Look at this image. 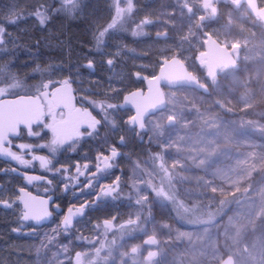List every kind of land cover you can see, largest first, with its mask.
<instances>
[{"label": "rangeland", "instance_id": "obj_1", "mask_svg": "<svg viewBox=\"0 0 264 264\" xmlns=\"http://www.w3.org/2000/svg\"><path fill=\"white\" fill-rule=\"evenodd\" d=\"M36 2L0 0V20L10 17V9L14 15ZM111 3L84 0L78 15L65 17L64 26L54 19L45 32L31 16L24 18L8 29L10 46L0 49V65L13 57L17 72L31 70L33 61L44 56L56 70L47 77L64 79L71 72L81 97L122 89L116 100L122 103L125 92L142 86L163 58L178 55L209 92L166 86V107L148 117L144 132L120 120L132 115L130 109L120 112L119 130L102 129L101 136L107 135L109 144L123 136L121 155L98 180L109 184L119 177L121 192L128 189L129 194L96 202L67 232L60 214L43 226L29 227L28 239L0 243V264H67L69 258L75 264L76 252L95 259L101 241L108 245L100 251L106 258L101 264H220L227 255L233 260L226 264H264V22L236 0H132L131 13L125 12L105 39L107 47L96 51L90 42L97 26L111 22ZM120 6L127 8L128 0H120ZM209 34L228 45L238 60L214 77L198 58ZM28 38L33 45L43 43L42 48L38 44L39 59ZM12 49L17 52H8L3 61ZM109 58L113 67L106 63ZM88 60L94 69L83 67ZM136 72L140 79L134 78ZM35 138L33 143H41ZM39 150L36 154L48 155ZM100 150V139L89 137L75 151L61 149L53 163L68 167L72 175L77 162L81 170L87 162L95 171ZM52 179L64 186L59 175ZM98 192L68 190L63 210L85 200L92 204ZM114 216L113 231L94 228Z\"/></svg>", "mask_w": 264, "mask_h": 264}, {"label": "snow or ice", "instance_id": "obj_2", "mask_svg": "<svg viewBox=\"0 0 264 264\" xmlns=\"http://www.w3.org/2000/svg\"><path fill=\"white\" fill-rule=\"evenodd\" d=\"M132 0H128V7L120 6V0H112L110 12L114 9V15L111 16L110 23L107 26H97L93 33L95 47L100 50L107 47L105 37L110 34L111 30L117 28L123 18L125 12L131 13ZM82 11V0H54V3H47L46 0H37L31 6L28 13L36 23L42 28L51 19L53 14H63L65 16H76ZM14 13V8L9 10V15ZM24 18L21 14L16 13L15 18H10L6 22L10 24L16 23L19 19ZM147 21H145L146 23ZM134 36L139 33L133 31ZM8 33L4 26V22H0V49L6 50L9 40L6 39ZM103 54V53H102ZM111 55V54H108ZM106 63L113 67L115 61L113 58L107 59ZM84 68L94 69V62L88 60ZM12 63L0 65V157L15 161L17 164L25 168L33 167L34 162L39 163L42 170L53 173V175H61L64 180V190L77 186L87 187L88 189L99 188L96 195V201L92 204H82L79 208L69 207L67 214L63 216L61 221L62 231L67 232L73 226L74 217L85 215V210L91 208L96 202L104 198L117 199L121 196V185L119 177L109 184H100L98 177L107 173L114 167V162L121 155L119 147L124 144V137L121 136L117 142L109 144L107 135L101 136V130L107 129L112 133L118 131L117 117L118 114L125 110L128 104H132V95H125L122 103L116 100L120 96L122 89H110L111 94H104L99 100H89L87 95L80 97L81 106L77 107V97L74 94L79 89H73V84L77 83L73 74L70 72L68 77L61 80H52L47 78L46 82L42 80L39 84L31 85L29 91L20 95L18 90L23 88L26 81L18 78L17 74L12 72ZM77 71L75 76H79ZM135 79H140V72L134 74ZM147 79V77H144ZM94 95H100L96 93ZM13 96L14 99H7ZM87 105V106H84ZM91 109V110H90ZM95 113V114H94ZM120 120L129 128L138 126L143 128V122L136 114L131 116L119 117ZM50 133V139L44 143L34 144L25 142L26 138H43L42 133ZM84 137H95L101 141V150L95 157V171H92L89 163L83 164V170L79 162L75 165V174H70L68 167L56 168L53 161L58 152L75 151L76 145ZM20 140L21 142H17ZM36 149H47L48 155L36 154ZM30 157V159H26ZM3 171H17L16 169ZM85 184L81 185L80 177L85 176ZM23 179L28 184L34 181H45L44 176H34L23 174ZM48 185L52 184V180H46ZM158 195L160 193H157ZM52 197L47 199L33 196L27 192L24 187H20L15 192L9 193L3 187H0V206L11 209L14 206H20V220L22 222H34L35 226H41L48 221L53 212L49 210V204ZM137 204L140 201H136ZM59 206L56 205V208ZM117 217L104 219L102 224L97 223L94 228L107 234L114 230V224ZM13 231H18L13 229ZM55 231V230H54ZM100 231H98V234ZM47 235V234H45ZM156 243V241H151ZM51 243V240H49ZM101 249L107 248V244L101 241ZM101 249H97L96 258H90L87 252L75 253V264H101V260L106 258L100 257ZM67 252V248L64 249ZM135 251V249H133ZM67 264H73L71 258Z\"/></svg>", "mask_w": 264, "mask_h": 264}, {"label": "water", "instance_id": "obj_3", "mask_svg": "<svg viewBox=\"0 0 264 264\" xmlns=\"http://www.w3.org/2000/svg\"><path fill=\"white\" fill-rule=\"evenodd\" d=\"M238 3H247L250 9V12L253 16H259L264 22V7L258 8V0H236ZM201 63L206 67L207 75L214 77L218 74L219 70L222 68H232L238 64V60L235 55L232 53L231 48L228 45H225L222 41L218 40L213 35L209 34L205 42V49L202 50L198 55ZM147 79L143 80V86L133 88L123 95H128L129 93L133 94L131 99L132 104H128L126 108L132 111V115L136 114L140 120L143 122V128L136 126L139 130L146 128V120L151 115L157 113L158 111L163 110L166 107V94L165 87H179V86H188L195 88L197 90L203 91L204 93L209 92V86L204 83L190 68L187 63L180 58L178 55H174L169 58H163L153 75L146 76ZM74 89V86H73ZM24 95L26 93H19ZM76 95V93H74ZM15 97L9 96L7 99H14ZM122 98V102H123ZM20 174L30 173L17 170ZM24 187L27 192H30L33 196L47 199L49 196L52 197V200L49 204V210L53 212V216L45 221L41 226L49 223L55 215L54 209L52 208L53 203L55 202L56 196L54 194L44 195L36 193L30 190L26 186ZM90 202L86 201L82 204ZM82 204L76 206H70L72 208H79ZM56 209V206H55ZM69 207L64 210V214H67ZM87 210V209H86ZM85 210V211H86ZM80 217H74L73 224ZM63 219V217H62ZM31 222V221H28ZM34 224V222H33ZM40 227V226H38ZM233 260L232 255H227L220 264H226L227 262ZM232 264L233 261H232Z\"/></svg>", "mask_w": 264, "mask_h": 264}, {"label": "trees", "instance_id": "obj_4", "mask_svg": "<svg viewBox=\"0 0 264 264\" xmlns=\"http://www.w3.org/2000/svg\"><path fill=\"white\" fill-rule=\"evenodd\" d=\"M82 1H84V0H82ZM46 2L51 4V3H54V0H46ZM30 11H31V9L24 7L23 10H20V12H18V13L21 14L24 18H27V17H29L28 13ZM65 17H74V16H65L63 14H53L50 21L44 27L41 28L39 26V28L43 29L45 32L46 26L51 25V23L54 21V19H55V21L57 20L58 22H62V24L64 26ZM10 18L14 19L15 14L10 16V17H7L6 19L0 20V22H4V26L6 27L7 31H8V29L12 30L16 25H18L24 19V18L19 19L16 24L15 23L10 24V23L6 22ZM105 39H107V36L105 37ZM26 43H28V45L29 44H31V45L35 44V43H33V39H30V38H28V41H26ZM36 43H37L36 45H33L35 48L32 47L31 50H32V54L34 55V57L38 58V55H36V54H38V51H40L38 49V46L40 45V47L42 48L43 43L41 41H36ZM90 43H91V46L94 48V50L100 51V52L103 51L101 49L100 50L96 49L94 39H92V41ZM8 45L10 46V44H7V46ZM8 52L9 53L10 52H17V49H12L10 51H7L6 57L5 56L2 57V59H4L3 61H6L7 58L10 57ZM1 53H2V51H1ZM23 56H24V54H23ZM41 56H42V54H41ZM12 58L13 57L9 58L10 62H13V61H11ZM39 58H38L39 60L33 61L34 63H32L33 65L31 67V70L30 69L29 70H22L20 72L19 71L17 72L19 66L18 65L15 66L14 62H13V64H12L13 73L17 74V76L20 80L26 81L24 87L18 90L19 93H27L29 91V87L31 85L39 84L42 80L46 81L47 78H49L47 76L51 75L50 73L56 71L55 69H51L53 67V65H51V63L53 61H47L44 58V56L39 57ZM36 62L38 63V65L36 64ZM58 64H62V63H58ZM73 65H74V63L71 61V66H73ZM57 66H59V65H57ZM66 70H68V73H69V71H71L72 69L70 70L69 66H67ZM46 74H48V75H46ZM55 79L61 80L60 78L59 79L55 78ZM86 95H87L89 100H93V99L99 100L103 97L102 95H94V94H86ZM82 96H85V95H82ZM116 102L119 103V101H116ZM144 130L145 129L141 130V132H144ZM87 139H89V137H84L83 139H81L78 142V145H82L84 143V141ZM39 140H41L40 141L41 143L46 142L45 139L42 140V138H40ZM29 142L33 143L32 141H29ZM37 143L38 142H36L34 144H37ZM39 151H44V149H40ZM156 160L157 159L153 160L154 167H156L157 162H159L158 160H157V162H155ZM157 167H159V166H157ZM11 169H16V170H20L23 172H29V173L32 170L31 174L33 172H36L37 176H44L46 179L49 178L50 180H53L52 177L55 176L51 172L42 170L39 167L38 162H34V166L29 167V168H25L22 165L14 163L11 165ZM3 170H7V168H6V164L4 162H1V164H0V187H3L9 193L15 192L17 190V187L20 185L27 186L33 191L42 192L41 189L36 187L35 183L34 184H28L27 181L23 180L21 177V176H23V174L18 173V171H13L14 172L13 173L10 171H3ZM59 176L64 180V178L61 175H59ZM85 181H86L85 177H83V176L80 177L81 185L85 184ZM64 183H65V180H64ZM37 186H39V185H37ZM46 186H47V184H46ZM52 186L53 187H49L50 189L48 191H52L54 189V191L58 194L59 205L61 206V210H62L63 209V200L65 199V196H66L68 191H65L64 186L60 187V185L57 183L55 185L53 183ZM79 187H81V186H77L75 188L70 187L69 190H76ZM51 188H52V190H51ZM127 190H125L124 192L123 191L121 192V196H118L119 200L124 199L125 198L124 196H126V194L127 195L129 194ZM125 192H127V193H125ZM20 215H21V212H20V206L19 205L14 206L11 209H7V208L0 206V243L8 244L10 242L13 243L14 241L26 240L30 237L29 232H28V228L29 227H32V228L38 227V226H35L31 222H22L20 220ZM55 217H57V216H55ZM13 229H17L18 231H13ZM18 248H20V247H18ZM15 253L17 254V253H19V251L17 250Z\"/></svg>", "mask_w": 264, "mask_h": 264}, {"label": "flooded vegetation", "instance_id": "obj_5", "mask_svg": "<svg viewBox=\"0 0 264 264\" xmlns=\"http://www.w3.org/2000/svg\"><path fill=\"white\" fill-rule=\"evenodd\" d=\"M243 5H245L246 7H247V9L250 11V9H249V6H248V4L247 3H244ZM264 7V0H258V8H263ZM255 18H258V19H261L259 16H254ZM262 20V19H261ZM143 80H144V78H143ZM74 86V85H73ZM143 86V85H142ZM139 87H141V86H139ZM74 89H75V87H74ZM76 93V97H77V107H80L81 106V102H80V100H79V98L81 97L79 94H78V92L76 91L75 92ZM84 106H87V105H84ZM91 110V109H90ZM42 139H45V141L46 140H48V139H50V133H46L45 132V134H43L42 135ZM47 137V138H46ZM36 139V138H35ZM39 139L40 138H38V139H36V141H39ZM25 140H28V142L29 141H33V139L32 138H26ZM17 142H20V140H17ZM45 153H48L49 154V152H48V150H46V149H44V154ZM27 157V156H26ZM27 159H30V157H27ZM1 162H4L5 164H6V168H7V170H10L11 169V165L12 164H14V163H16L15 161H10V160H8L7 158H4V157H0V164H1ZM10 172H13V171H10ZM31 172H32V170H31ZM31 172H30V174H31ZM14 173V172H13ZM27 173H29V172H27ZM37 173L36 172H33L31 175H34V176H37L36 175ZM22 177V179H23V176H21ZM24 180V179H23ZM46 180H49V178L48 179H46ZM46 180H45V182L44 181H35V182H33L32 184H34L35 183V185H36V187L37 188H39V189H41V191L42 192H37V191H34V192H36V193H39V194H44V195H50V194H54L55 196H56V199H55V202L53 203V205H52V208L54 209V212H55V215H54V218H55V216H57V215H63L64 214V210L62 209L61 210V206L59 205V198H58V194L54 191V189L52 190V188H51V190L52 191H48L50 188L49 187H53L52 185H53V183L51 184V185H48L47 183H46ZM26 181V180H25ZM46 184H47V186H46ZM37 185H39V186H37ZM20 186H23V185H20ZM19 187V186H18ZM17 187V188H18ZM27 187V186H26ZM29 188V187H28ZM30 189V188H29ZM31 190V189H30ZM33 191V190H32ZM54 191V192H53ZM86 201H88V200H85V201H82L81 203H79V204H82V203H84V202H86ZM88 202H90V201H88ZM79 204H77V205H79ZM56 205H58L59 207L58 208H56L55 209V206ZM60 211V212H59ZM53 218V219H54ZM31 223H33V222H31Z\"/></svg>", "mask_w": 264, "mask_h": 264}, {"label": "bare ground", "instance_id": "obj_6", "mask_svg": "<svg viewBox=\"0 0 264 264\" xmlns=\"http://www.w3.org/2000/svg\"><path fill=\"white\" fill-rule=\"evenodd\" d=\"M166 94V93H165ZM169 94V93H168Z\"/></svg>", "mask_w": 264, "mask_h": 264}]
</instances>
